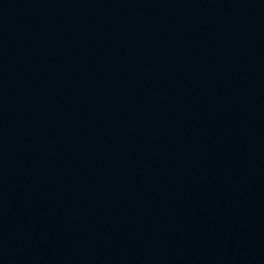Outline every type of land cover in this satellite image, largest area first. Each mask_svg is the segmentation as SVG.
<instances>
[{
  "label": "water",
  "instance_id": "obj_1",
  "mask_svg": "<svg viewBox=\"0 0 264 264\" xmlns=\"http://www.w3.org/2000/svg\"><path fill=\"white\" fill-rule=\"evenodd\" d=\"M0 264H264V0H0Z\"/></svg>",
  "mask_w": 264,
  "mask_h": 264
}]
</instances>
